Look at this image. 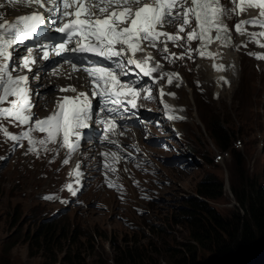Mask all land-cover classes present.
<instances>
[{
  "label": "rangeland",
  "instance_id": "374dc122",
  "mask_svg": "<svg viewBox=\"0 0 264 264\" xmlns=\"http://www.w3.org/2000/svg\"><path fill=\"white\" fill-rule=\"evenodd\" d=\"M224 3V7L229 10L239 4L237 0H224ZM238 15V11H230L226 19L231 29L233 43L240 47L238 48L240 54L237 52L238 49L235 50L237 62L239 60L235 69L230 67L229 70L217 73L213 66H210L212 62H206L210 69L199 64L201 57L196 52L192 53V59L187 56L183 59L188 63L186 69L181 59L169 62L163 59L157 48H151L168 67L178 69L180 67L182 71L186 69L187 83L175 89L183 117L178 120L177 129H173L170 123L166 122L162 112L165 109L164 104L155 83L152 85L155 91L152 93L153 99L137 100L144 107L157 111V116L148 117L149 129L156 134H166L161 142L149 144L146 134H140V140L146 146L145 151L153 158L154 163L158 164L156 166L153 163L152 167L148 166L150 162L143 164L148 174V182L142 181L140 188L146 193L145 198L149 203L139 204L135 202V196L131 195V207H128L127 198L118 202L113 195L94 190L84 194V204H81V207L72 206L67 215L54 219L59 222L57 225L59 229L54 232L52 243H56L61 232L66 235V238H62L61 243H56L58 245L54 248L58 261H61L69 249L78 248L85 264L100 262L117 264L116 258L121 256L120 248L126 251L129 245L135 254H140V248L146 246L148 249L142 255L144 259L149 256L153 259L158 258L160 264H169L167 254L164 253L165 248L174 245L179 247L182 242L192 243L184 226L169 225L171 215L185 205L186 198L198 195L195 193L197 183L204 175L214 173L224 178L225 184L227 181L230 185L228 169L236 158V161L239 163L242 161L245 170L247 169L246 177H252L260 185L261 182L264 183V97L251 87L252 77L258 79L263 74L261 71H264V59H257L255 55L249 54H264V47L256 43L258 37L253 38L249 35L252 31L240 34L244 44L239 45L238 38V42L236 41L239 33L235 35L237 31L234 27ZM178 22L173 23V28ZM193 27L194 23L181 32L184 39L180 44L183 47L173 44L168 46L170 54H176L174 51L176 50V56H179L185 51L189 46L186 43V34ZM198 45L199 40H193L190 47L196 49ZM163 46L159 45L160 48ZM244 48H247V51L244 52ZM221 60L225 61L224 57ZM222 75L225 79L234 75L232 85L224 84L223 80L219 79ZM160 80L167 88L169 87L167 77ZM216 117L222 122L221 126L226 133L234 137L232 143L235 147L231 152L221 150L206 132L207 127L203 119L209 121ZM179 136L183 137L178 139ZM170 137L175 138H172L170 143L163 144ZM203 154L207 155L206 158L212 159V162H204ZM217 156H221V159ZM137 164L140 162L137 161ZM21 170L22 168L7 167L5 172H2V179L0 178V264H43L44 260H48L50 251L46 252V248L42 247L38 253H32L30 238L34 235L39 221L47 220L59 206L39 197L43 191L39 181L43 179L38 178V173L23 177ZM137 174L139 172L135 168L129 173L132 183ZM19 180L21 184L18 185ZM6 186H9V189L15 187L11 193H7ZM225 191L221 199L209 201L223 215L229 214L230 209L236 205L231 187L226 185ZM152 195L154 196L151 197ZM96 203H100V207ZM141 206L146 209L142 216ZM114 209L119 212L117 215L113 214ZM12 211L20 218L17 230L11 224ZM121 214L128 218L122 221L124 224L118 218ZM161 226L166 230L160 233L158 230ZM76 229L78 232L75 235ZM12 244L15 245L9 249ZM158 247L163 250L160 251ZM196 260L203 264H212L207 262L209 257L201 251H198ZM124 264H129V261Z\"/></svg>",
  "mask_w": 264,
  "mask_h": 264
},
{
  "label": "snow or ice",
  "instance_id": "6c2138e0",
  "mask_svg": "<svg viewBox=\"0 0 264 264\" xmlns=\"http://www.w3.org/2000/svg\"><path fill=\"white\" fill-rule=\"evenodd\" d=\"M27 3L40 10L20 15L12 22L5 20L0 23V117H11L19 125H26L27 130L12 134L7 128L0 126V131L16 144L27 139L28 151L37 154L41 148L48 151L49 144H59L67 150L69 158L79 150L83 132L93 122L95 107H99L101 113L107 111L109 114L107 119L95 121L105 125L104 139L109 140L108 134L117 127L112 114L118 109L125 112L137 109L138 98H154L151 94L153 86H143L142 77L151 78L155 83L157 78L153 77V73L159 72V79L167 77L169 85L174 76L178 77V74L164 72L163 65L147 51L148 48H157L163 59L169 62L174 59L183 60L185 56L192 59L193 52L201 58L214 59L219 52L209 50V45L213 41L220 46L230 43L231 30L226 19L230 11L243 13L245 4L259 9V16L240 20L234 26L237 33L244 34V25L264 28V0H239L238 6L232 10L222 6L221 0H183L179 4L177 0H27ZM177 21L180 23L175 34L158 30L166 23ZM193 22L195 27L186 34L189 46L179 56L170 54L167 42L183 47L180 41L184 38L179 33L190 28ZM48 25H55L54 33L60 34L59 42L39 43L41 37L53 41L57 38L47 34ZM249 35L253 38L264 37V31ZM193 40L200 42L196 49L190 47ZM26 42H34V46H27ZM161 43L163 48L159 47ZM256 43L264 47L259 40ZM22 47L27 54L21 56ZM34 53H39L43 61L62 57L73 70L86 73L91 86V97L87 92H77L74 86L69 85L60 91H71L76 95L63 96L57 101L51 114L42 119L35 118L31 111L35 105L31 100L33 93L29 75L13 74L17 62L19 68L33 73V65L36 63ZM138 54L144 55L138 57ZM249 54L255 55L257 59H264V54ZM132 66L139 71L134 72ZM224 67L222 64H213L217 71ZM130 74L134 76L133 79H122ZM33 76L39 79L37 73H33ZM219 79L224 80L225 77L221 76ZM142 93L145 95L142 96ZM158 95L163 102V88L158 90ZM94 100L97 101L96 105ZM5 103L8 104L7 107L3 106ZM164 108L169 120L183 118L172 115L173 109L167 103H164ZM35 132L44 135L36 138ZM110 155L113 161L119 159L116 152ZM69 158L63 163L68 164ZM105 167L116 171L107 162ZM74 175L75 184L79 185L83 175L79 162L75 166ZM108 184L109 187L114 186L111 181ZM67 187L72 196L77 195L79 188H74L72 184ZM44 198L51 200L54 197Z\"/></svg>",
  "mask_w": 264,
  "mask_h": 264
},
{
  "label": "trees",
  "instance_id": "16d2710c",
  "mask_svg": "<svg viewBox=\"0 0 264 264\" xmlns=\"http://www.w3.org/2000/svg\"><path fill=\"white\" fill-rule=\"evenodd\" d=\"M203 121L214 144L221 150L231 152L235 147L232 143L234 137L226 133L219 118ZM206 156H202L204 162L211 163L212 159ZM228 170L236 205L227 215H223L217 207L211 205L210 200H219L225 195V180L214 173L204 175L197 183L195 193L198 195L186 198L185 205L171 215L169 225L184 226L192 243L182 242L179 247L174 245L165 248L164 253L167 254L169 264H203L196 260L198 251L205 253L209 257L207 262L212 264H264V183L261 182L260 185L252 177H246L247 169L245 170L243 162H237L236 158ZM12 212L11 224L17 230L20 218L16 212ZM39 222L30 242L32 253H38L42 247L46 248V252L50 251L48 260H44L43 264H85L78 248L69 249L61 261H58L54 248L66 235L61 232L54 244L52 238L54 232L59 229V222L54 219ZM152 230L155 232L154 228ZM165 230L161 226L158 232ZM77 232L76 229L74 234ZM14 245H10L9 249ZM147 249L146 246L141 247L140 254H135L132 246L128 245L126 251L120 248L121 256L116 258L117 264H124L126 261H129V264H160L158 258H143L142 255ZM158 249L163 250L160 247Z\"/></svg>",
  "mask_w": 264,
  "mask_h": 264
},
{
  "label": "bare ground",
  "instance_id": "6f19581e",
  "mask_svg": "<svg viewBox=\"0 0 264 264\" xmlns=\"http://www.w3.org/2000/svg\"><path fill=\"white\" fill-rule=\"evenodd\" d=\"M238 1V3H239V0H237ZM250 18H252L251 17V12L249 11V8L248 7H246V5H245V11L243 12V13H239V21L240 20H242V19H250ZM227 23V22H226ZM227 26L229 27V24L227 23ZM242 27H244L245 29H250L251 27H255V26H250V25H244V26H242ZM229 29H230V27H229ZM168 32L169 33H172L171 32V28L169 27L168 28ZM231 30V29H230ZM213 35H214V33H213ZM231 36H232V33H231ZM212 44V46H209V50H211L212 52H219V55L216 57V58H207V57H204V58H201V61H204L205 62V64H208V63H206V62H212L213 64L215 63V64H223V65H226V66H228V67H230L231 66V64H232V61H233V56H234V58H236V53H235V50H237L238 48H239V46L237 45V44H234L233 43V39H232V37H231V40H230V43L228 44V45H226V46H220V45H218V43L217 42H212L211 43ZM168 47V46H167ZM169 48V47H168ZM224 57V60L225 61H223L222 62V58ZM155 60L156 61H159V63L161 64V65H163V71L164 72H168V73H174V74H178V77L177 76H174L173 77V80H175V82L176 83H181V82H183L184 84H186V81L182 78V76H181V74H180V70H178V69H173V68H171V67H168L167 65H166V63H164L161 59H159V58H155ZM238 62H239V60H238ZM202 66H206V65H202ZM207 67V66H206ZM200 68V67H199ZM198 68V69H199ZM204 68V67H203ZM225 68V67H224ZM237 69V68H236ZM209 70V69H208ZM229 70V69H228ZM237 72V71H236ZM211 73V72H210ZM155 74H159V72H156V73H153V77H156L155 76ZM217 76V75H216ZM223 76V75H222ZM225 76V75H224ZM237 77V76H236ZM157 78V80H156V85H157V88H158V90L160 89V88H163L164 89V92H165V95H164V97L162 98V100H164V102L165 103H167L169 106H173V99L171 98V92L169 91V89L161 82V80L158 78V77H156ZM172 80V81H173ZM236 80V79H235ZM218 82H219V79H218ZM236 83V82H235ZM174 107V106H173ZM173 113H175V115L174 116H176V117H178V115H179V110H177V109H174V111H173ZM173 120H175V119H173ZM81 207V206H80ZM79 213V212H78ZM81 215V214H80ZM78 217V216H77ZM80 229V228H79Z\"/></svg>",
  "mask_w": 264,
  "mask_h": 264
},
{
  "label": "water",
  "instance_id": "95a60500",
  "mask_svg": "<svg viewBox=\"0 0 264 264\" xmlns=\"http://www.w3.org/2000/svg\"><path fill=\"white\" fill-rule=\"evenodd\" d=\"M218 157V159H221V156H217ZM227 185V187H229L230 185H229V183L226 181V184H225V186Z\"/></svg>",
  "mask_w": 264,
  "mask_h": 264
}]
</instances>
